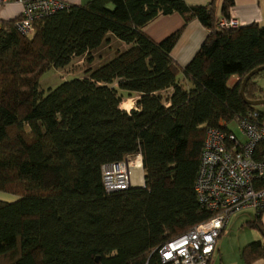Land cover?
<instances>
[{
  "label": "trees",
  "instance_id": "trees-1",
  "mask_svg": "<svg viewBox=\"0 0 264 264\" xmlns=\"http://www.w3.org/2000/svg\"><path fill=\"white\" fill-rule=\"evenodd\" d=\"M232 2L223 0V17ZM172 13L183 19L175 31L160 41L145 33ZM20 17L0 20V191L15 195L0 199V264H162L161 245L213 215L193 188L204 129L237 136L220 122L264 115L244 100L264 99L255 81L264 70L240 94L244 77L264 66V26L222 29L210 6L183 0L66 3L37 18L29 36L15 27ZM191 19L208 33L179 66L170 53ZM110 37L127 48L84 77L40 88L41 73L74 57L91 62L90 52ZM231 75L239 78L233 87ZM123 96L136 97L129 111ZM137 154L143 184L106 192L101 166ZM263 155L261 140L254 157ZM263 210L249 224L262 232ZM263 252L251 241L240 256L251 264Z\"/></svg>",
  "mask_w": 264,
  "mask_h": 264
},
{
  "label": "built area",
  "instance_id": "built-area-1",
  "mask_svg": "<svg viewBox=\"0 0 264 264\" xmlns=\"http://www.w3.org/2000/svg\"><path fill=\"white\" fill-rule=\"evenodd\" d=\"M12 0H0L8 2ZM22 6L17 31L29 36L33 22L66 6L63 0H15ZM219 28L237 27L234 19L219 17ZM247 116V117H246ZM236 122L243 140L220 127H206L194 181V192L201 208L213 215L179 236L166 241L158 250L162 264H209L217 238L229 217L247 209H264V155L254 157L256 145L264 140V115L247 113ZM141 156L101 166L102 184L108 193L132 186V169L140 167Z\"/></svg>",
  "mask_w": 264,
  "mask_h": 264
},
{
  "label": "crops",
  "instance_id": "crops-1",
  "mask_svg": "<svg viewBox=\"0 0 264 264\" xmlns=\"http://www.w3.org/2000/svg\"><path fill=\"white\" fill-rule=\"evenodd\" d=\"M63 1H65L68 4L78 5V4L87 3L90 0H63ZM183 1L187 5L210 6L213 9L217 17H222L220 8H221L223 0H183ZM21 10H22L21 4L15 0L4 2V3L0 2V20L6 21V20L14 19L21 13ZM228 15H229L228 18L236 20L237 26H245V25H249L252 23H256L258 25L264 26V0H233L232 4L228 8ZM182 22H183V19L181 15L178 13L162 15V16H158L156 19H154L152 22L146 25L144 28V31L153 40L160 41L165 36H167L171 32L175 31L178 27H180ZM207 33H208V30L204 28L199 23L198 20L191 19L190 21H188V23H186L184 29L182 30L178 40L176 41V44L171 50L170 54H171V57L174 59V61L179 66H185L190 61V59L195 54V52L198 50V48L200 47V45L206 38ZM122 47H123L122 50H124L127 48V45L123 44ZM263 75L264 73L261 75H258L255 78V81H256L257 86L264 89V82L262 81L264 80ZM181 79H183V75L181 76ZM182 81L186 84V87L190 86L189 82L186 81L185 79ZM238 81H239V78L237 75H231L227 80V85L229 87H233L238 83ZM170 92H171V89H168L166 92H163V93L169 94ZM133 98H136V97H133ZM133 106H134V103H133ZM126 111H129V109H127ZM220 123L222 125H228V127H230V125L226 124L224 121H221ZM237 137L240 140H243V137L241 135L238 136L237 134ZM140 163H141V158H140ZM139 168L143 175L141 164ZM138 184L136 185L132 184V186H139ZM142 184H143V179L140 185ZM14 199H11V200H14ZM256 213L257 212L253 209H247V210H244L238 213V216L228 221L225 228L222 230L220 236L217 238L219 239L220 237L224 236V232L227 226L231 227L233 225H237V223H239V225L242 227H247L251 229L252 231L251 234H247L246 239L241 241L237 246V249H238L237 250L238 251L237 262L236 263L227 262L225 252L222 250L221 240L220 241L216 240L215 250L213 251L211 258L217 256L221 264H244V261L241 258L240 253H241V249L246 244L250 243L251 241H260L262 245H264V232L258 230V228L249 226L250 222L255 219ZM260 215H261L260 222L264 229V210L260 213ZM211 260L209 264H211ZM251 264H264V252L261 257L253 260Z\"/></svg>",
  "mask_w": 264,
  "mask_h": 264
},
{
  "label": "rangeland",
  "instance_id": "rangeland-1",
  "mask_svg": "<svg viewBox=\"0 0 264 264\" xmlns=\"http://www.w3.org/2000/svg\"><path fill=\"white\" fill-rule=\"evenodd\" d=\"M120 42L119 40L117 41L113 37L109 38V41L101 44L97 49L90 52V57L92 58L91 62H88L85 57H74L71 60V62L63 68H55V69L50 68L44 71L38 77L40 88L45 93L49 87L53 88L64 80H70L74 77L86 76L88 74L86 72L87 68H94L100 65L101 63L111 59L114 55H116L118 51H121L123 48L122 46L125 43L124 42L120 43ZM262 81L264 82V80ZM123 98L124 99L121 104V108L130 110V108L133 106L135 98H126L125 96H123ZM258 107L264 110V106L261 105ZM229 125L233 130H235L238 136H240V132L237 129V126L235 125V123L232 122ZM131 179H132V184L134 185L138 183L141 184L143 175L139 167H134L132 169ZM14 198H15L14 194L0 191V199L6 200V201H13L11 199H14ZM236 216H238V213L232 214L229 217V220L234 219ZM251 232H252L251 229L247 227H242L239 225V223H237V225H233L231 227L227 226L224 232V236L217 239V241L221 240L222 250L225 252L226 260L228 263L237 262L238 260L237 246L241 241L246 239L247 234H251ZM211 259H212L211 264H221L217 256Z\"/></svg>",
  "mask_w": 264,
  "mask_h": 264
},
{
  "label": "water",
  "instance_id": "water-1",
  "mask_svg": "<svg viewBox=\"0 0 264 264\" xmlns=\"http://www.w3.org/2000/svg\"><path fill=\"white\" fill-rule=\"evenodd\" d=\"M264 70V66H260L254 70H252L251 72H249L245 77L244 79L242 80L241 82V87H240V94L241 96L244 98V93H243V89H244V85L245 83L257 72H260ZM244 100L249 103V104H252V105H262L264 104V99H256V100H246L244 98ZM98 258H95V260L97 261Z\"/></svg>",
  "mask_w": 264,
  "mask_h": 264
}]
</instances>
